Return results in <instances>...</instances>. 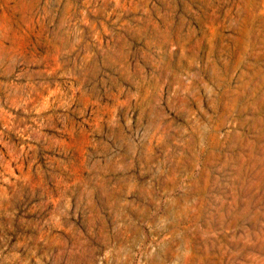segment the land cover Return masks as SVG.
I'll return each mask as SVG.
<instances>
[{
    "label": "rangeland",
    "instance_id": "obj_1",
    "mask_svg": "<svg viewBox=\"0 0 264 264\" xmlns=\"http://www.w3.org/2000/svg\"><path fill=\"white\" fill-rule=\"evenodd\" d=\"M0 264H264V0H0Z\"/></svg>",
    "mask_w": 264,
    "mask_h": 264
}]
</instances>
